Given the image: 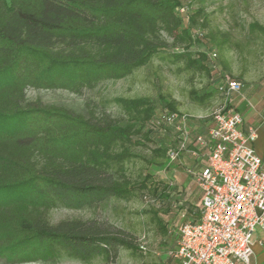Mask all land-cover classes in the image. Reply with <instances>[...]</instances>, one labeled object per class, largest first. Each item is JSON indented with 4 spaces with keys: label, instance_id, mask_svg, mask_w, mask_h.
<instances>
[{
    "label": "trees",
    "instance_id": "trees-1",
    "mask_svg": "<svg viewBox=\"0 0 264 264\" xmlns=\"http://www.w3.org/2000/svg\"><path fill=\"white\" fill-rule=\"evenodd\" d=\"M185 2L0 0V264H51L63 257L113 264L121 249L140 251L134 234L109 221L71 219L53 225L49 220L59 208L80 211L112 199L128 201L138 188L154 200L177 201L171 204L176 212L199 216L187 196L171 201L168 180L147 176L137 187L125 167L137 157V147H151L168 163L179 134L166 116L182 115L174 102L160 96L156 114L147 98L116 99L126 114L120 120L106 112L78 113L27 99L30 89L80 96L102 82L129 77L168 50H181L173 61L211 73L214 85L223 75L232 77L220 65V74L212 72L206 49H217L205 40L214 37L194 35L208 22L202 10L189 11L185 22L178 12ZM249 30L264 36L258 22ZM216 93L222 94L216 88L194 98L204 104ZM209 121L191 119L192 133L206 132Z\"/></svg>",
    "mask_w": 264,
    "mask_h": 264
},
{
    "label": "rangeland",
    "instance_id": "rangeland-1",
    "mask_svg": "<svg viewBox=\"0 0 264 264\" xmlns=\"http://www.w3.org/2000/svg\"><path fill=\"white\" fill-rule=\"evenodd\" d=\"M185 3L192 13L202 10V19H206L208 25L201 28L203 31H197L214 37V41L212 38L205 41L217 49L218 66L232 77L239 76L241 72H245L249 78L264 77V36L249 30V25L254 22L264 26V0H186ZM165 38L172 43L170 38ZM224 41L226 44L220 50L218 45ZM180 51L161 52L149 65L129 77L102 82L95 89L85 90L80 96L62 90L30 89L27 91V99L29 102L41 101L46 105L65 107L78 113L90 110L98 114L106 112L113 118L126 120V114L115 102L116 99L147 98L155 104L156 114H160L159 97L162 96L174 102L178 112L183 115L195 120L211 119L213 111L224 101V96L216 93L204 104L194 98L195 95L202 96L216 89L217 84H213L211 73L188 68L186 61L174 62L173 54ZM163 140L167 143L170 141L169 138ZM134 153L137 157L127 162L125 167L137 187L147 176L164 182L173 178L177 172L178 178L172 180L173 184L168 190L171 201L183 199L185 194L182 189L188 186L196 190L195 196L191 195L189 200L199 198L196 184L178 162L167 166L169 161L167 163L166 159L156 157L151 147H137ZM176 203L154 200L148 191L142 192L138 188L134 197L128 201L112 199L97 209L80 211L59 208L50 212L49 220L53 225L71 219L109 221L134 234L139 245L147 248L145 253L141 250L133 252L121 249L113 264H160L158 254L168 247L169 242L176 244L177 234L168 236L161 228L163 225L169 231L179 224V213L183 212L175 211L171 204ZM166 238H170L169 241ZM51 264L84 263L63 257ZM88 264L106 263L98 258Z\"/></svg>",
    "mask_w": 264,
    "mask_h": 264
},
{
    "label": "built area",
    "instance_id": "built-area-1",
    "mask_svg": "<svg viewBox=\"0 0 264 264\" xmlns=\"http://www.w3.org/2000/svg\"><path fill=\"white\" fill-rule=\"evenodd\" d=\"M178 12L188 21L186 3ZM206 53L212 72L220 74L217 52L207 48ZM241 89V82L223 75L217 90L225 100L213 111L212 126L205 133L193 134L187 115L166 116L179 134L176 147L168 152L169 165L184 154L203 158L199 169L188 170L202 193L200 219L181 215L182 221L168 232L177 234L169 258L178 264H250L254 234L264 230V163L254 149L257 129H243V117L230 99Z\"/></svg>",
    "mask_w": 264,
    "mask_h": 264
},
{
    "label": "crops",
    "instance_id": "crops-1",
    "mask_svg": "<svg viewBox=\"0 0 264 264\" xmlns=\"http://www.w3.org/2000/svg\"><path fill=\"white\" fill-rule=\"evenodd\" d=\"M233 78L234 80L241 82L242 89L239 93H235L231 96L230 98L231 102L243 117V129L246 130L250 126L256 127L257 139L254 143V149L256 154L260 158H262L264 163V77L259 76L257 78H249L248 76H246L245 72H241L239 76L237 77L233 76ZM223 98L225 100V97ZM208 123L210 125L209 126L210 128L212 126V119H210ZM193 133L200 134L198 132H193ZM202 159L203 158L195 159L188 154H184L183 156L180 157V159L177 162L180 164L183 170H185L188 173V170L190 168L199 169L203 164ZM177 175L178 173L176 172L173 178L171 177V179H168V181L173 184L172 180L178 178ZM191 178L195 183V180L193 179L192 176ZM182 190H184V192L182 193H184L185 196H187L188 198L191 195L195 196L196 194L195 188H191L189 186L184 187ZM198 190H199V198H197V200L195 198H192V200L194 199L193 200L194 205L198 207L200 213L199 216L196 217L190 214L187 215L186 212L182 211L183 213L179 214V218H180L179 223L182 221L181 215H185L186 219H190L193 221H198L200 219L202 193L199 188ZM169 239L170 238H168L167 240L169 241ZM175 247H176L175 243L171 244L169 242L168 247L162 250L161 254H158L160 264H178L176 261H173L172 259L169 258V252H171ZM239 264H243V263H239ZM250 264H264V230H258L254 234L253 256L251 258Z\"/></svg>",
    "mask_w": 264,
    "mask_h": 264
}]
</instances>
